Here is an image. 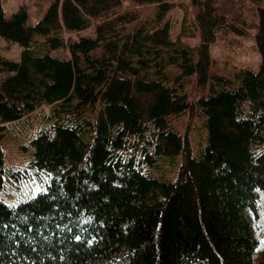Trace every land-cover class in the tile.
Instances as JSON below:
<instances>
[{
	"label": "trees",
	"instance_id": "trees-1",
	"mask_svg": "<svg viewBox=\"0 0 264 264\" xmlns=\"http://www.w3.org/2000/svg\"><path fill=\"white\" fill-rule=\"evenodd\" d=\"M1 2L0 264H264V0H52L33 25ZM254 28L259 70L215 71Z\"/></svg>",
	"mask_w": 264,
	"mask_h": 264
},
{
	"label": "rangeland",
	"instance_id": "rangeland-1",
	"mask_svg": "<svg viewBox=\"0 0 264 264\" xmlns=\"http://www.w3.org/2000/svg\"><path fill=\"white\" fill-rule=\"evenodd\" d=\"M52 0H2L1 5L5 13V16H9L20 8H24L28 14V21L30 24H36L43 16L46 8ZM181 11H175L170 15L173 28L177 29L181 21ZM92 30L86 29L79 32H72L65 34V37L76 38L83 35H92ZM187 43L194 44L195 40H187ZM210 55L213 60V68L215 71L232 73L238 68H248L253 72H257L260 67V54L255 44V28L252 29L244 37H234L231 34L226 35L217 39L213 44L210 45ZM21 52V47L16 42L6 41L0 37V58L8 59L12 61H18ZM55 56H61L66 58L69 53L66 50H58L52 52ZM4 74L0 72V82ZM48 107H43L41 111L47 112ZM31 117L33 121H29V117L24 119L15 125V131L6 137L3 141L6 151L7 165L10 167L22 166L26 160L28 149H22L21 146L27 144V140L23 136H17L18 133L26 132L33 134L34 130L38 128V116ZM189 123L190 138L192 140V150L195 151L197 146L196 142L199 139L201 129L198 128L195 121L189 122L187 118L182 119V127ZM11 124V125H13ZM182 129V128H181ZM25 135V134H24ZM29 147V146H28ZM38 188V185H37ZM40 189V188H39ZM21 189L16 192H4L0 191V196L4 197L7 193L9 199H15L17 193H20ZM23 193V192H22ZM17 194V195H16Z\"/></svg>",
	"mask_w": 264,
	"mask_h": 264
}]
</instances>
